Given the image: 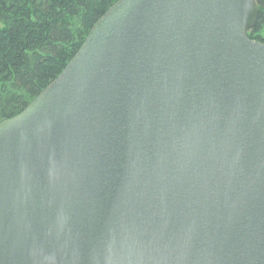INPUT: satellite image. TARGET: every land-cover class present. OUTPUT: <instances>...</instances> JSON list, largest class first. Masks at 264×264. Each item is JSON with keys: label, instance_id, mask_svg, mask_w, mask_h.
I'll list each match as a JSON object with an SVG mask.
<instances>
[{"label": "water", "instance_id": "water-1", "mask_svg": "<svg viewBox=\"0 0 264 264\" xmlns=\"http://www.w3.org/2000/svg\"><path fill=\"white\" fill-rule=\"evenodd\" d=\"M264 0H118L0 123V264H264Z\"/></svg>", "mask_w": 264, "mask_h": 264}, {"label": "trees", "instance_id": "trees-1", "mask_svg": "<svg viewBox=\"0 0 264 264\" xmlns=\"http://www.w3.org/2000/svg\"><path fill=\"white\" fill-rule=\"evenodd\" d=\"M118 0H0V123L21 112L76 55ZM264 10L248 36L264 43Z\"/></svg>", "mask_w": 264, "mask_h": 264}, {"label": "rangeland", "instance_id": "rangeland-1", "mask_svg": "<svg viewBox=\"0 0 264 264\" xmlns=\"http://www.w3.org/2000/svg\"><path fill=\"white\" fill-rule=\"evenodd\" d=\"M261 33H263V34H264V28L261 30Z\"/></svg>", "mask_w": 264, "mask_h": 264}]
</instances>
